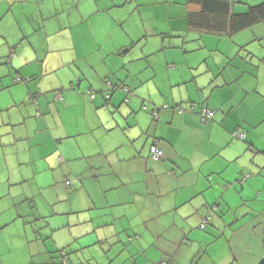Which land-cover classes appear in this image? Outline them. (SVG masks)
I'll return each instance as SVG.
<instances>
[{
	"label": "crops",
	"instance_id": "1",
	"mask_svg": "<svg viewBox=\"0 0 264 264\" xmlns=\"http://www.w3.org/2000/svg\"><path fill=\"white\" fill-rule=\"evenodd\" d=\"M224 1L227 14L201 11L199 0H0V167L10 171L0 175V215L12 186V208L34 207L39 173L60 169L50 177L59 204L48 230L68 228L67 239L53 243L38 235L34 249L7 264L264 258V24L240 27L236 17L264 0ZM30 2L41 18L43 4L74 11L50 29L30 27L14 8ZM39 32L55 36L45 47L57 52L52 68L75 66L65 80L38 79L46 55ZM45 88L52 132L41 118ZM30 97L26 126L24 115L5 113ZM202 107L214 111L204 122ZM45 132L52 146L42 152ZM153 142L163 151L158 161Z\"/></svg>",
	"mask_w": 264,
	"mask_h": 264
},
{
	"label": "rangeland",
	"instance_id": "2",
	"mask_svg": "<svg viewBox=\"0 0 264 264\" xmlns=\"http://www.w3.org/2000/svg\"><path fill=\"white\" fill-rule=\"evenodd\" d=\"M36 5L37 4L30 2L29 4H17L14 6V8H16V14L18 15V17L28 22L27 24L30 27H33L32 23L38 22L41 24L43 23L46 28L50 29L58 24V17L64 18L68 14V11H74V8L70 6V4H62V6H60V4H43L41 12L43 18H41L40 12L38 11ZM122 25H124V28H127L126 21H124ZM41 34L42 33L39 32L38 35H40L42 42L39 41L40 39L38 36V39L36 40V45L38 47L39 52L42 51L44 52V54H46L44 61L45 73L42 76L41 74L38 75V79L40 78V80H42V84H44L45 86L50 85L55 80V77L58 76H61L65 80V77L69 74V71L74 70L75 66L73 64H66L60 68H52L51 64L57 61V52L52 50L47 52V50H45V47L49 43L48 40L50 41V47H52L56 43V41L54 40L55 36L52 37L51 34L49 35V39L47 38L46 40ZM46 89L47 88L39 92H43L42 100L44 102V106L49 107L48 109L43 108V114L41 118L43 120V123L48 126L49 132H52V127L54 125L55 120V113L51 109V105H49V101L52 100V92ZM34 105V98L31 97L28 99L27 102H23L21 104L19 103V101H15L10 110L6 111L5 113L13 115L16 112V116L20 115L21 118L25 116L26 126L28 122H31V119L26 116L27 114L24 112V110L29 109V107H34ZM37 108H40V106L36 105L35 109ZM37 115L41 114L38 113ZM71 117L72 116L70 115V118ZM8 123H11L13 125V128L18 127V125H15L14 120H9ZM49 132L44 133V146H39L41 147L42 152L45 151L46 146H52ZM14 147L15 148H12L13 154L16 157H19L18 153L22 152L21 149L25 148V141H22L21 145H18L17 143ZM59 170L60 169H55L51 172L46 173L45 175L39 173L40 175L38 177V186L40 187V190L36 193L34 199L32 200L34 207H30V205L27 203H20V201L16 202V206H14L13 208L11 207V202L14 201L13 194L16 191L17 186H12L11 198L3 200L5 204V209H3L4 212L0 215V264H7L8 262L13 263L19 260L21 254L25 253V251H30V249H34L36 242L32 240L38 237V235L42 236L44 242L46 243H53L55 240L61 241L62 239L64 240V238L68 237V228L66 227V232L64 231L63 233L61 232L62 230H55L52 232L48 230V222L53 224V210L59 204L54 199V183L52 182L50 177H52V173L58 172ZM8 174H10L8 168L0 167V175H3V177H5ZM62 184L66 186V180H62ZM65 188L67 189V187ZM88 223L90 224V222ZM85 225H87V223H85L84 225L79 224L76 226V228L84 227Z\"/></svg>",
	"mask_w": 264,
	"mask_h": 264
},
{
	"label": "trees",
	"instance_id": "3",
	"mask_svg": "<svg viewBox=\"0 0 264 264\" xmlns=\"http://www.w3.org/2000/svg\"><path fill=\"white\" fill-rule=\"evenodd\" d=\"M199 1H200V5H201V11H209L212 13H225V14H227L230 11V4H228L224 0H199ZM236 17H237V19L238 18L240 19V21H239L240 27H249L255 23H263L264 24V2L255 4V5H250L245 13L236 14ZM125 91H128V90H125ZM86 94L90 99H93L95 97V92L93 90H90V89L86 90ZM91 94L93 95V97L90 96ZM203 108H208V107H202L199 110L200 118H201V111ZM154 112H156V111H154ZM237 132H235V133H237ZM246 175H247V177L249 176L248 173L242 174L241 175L242 179L246 178ZM60 256L63 257V261L66 262L64 251L60 252ZM59 264H61V263H59ZM159 264H165V262L162 261ZM257 264H264V258H262Z\"/></svg>",
	"mask_w": 264,
	"mask_h": 264
},
{
	"label": "built area",
	"instance_id": "4",
	"mask_svg": "<svg viewBox=\"0 0 264 264\" xmlns=\"http://www.w3.org/2000/svg\"><path fill=\"white\" fill-rule=\"evenodd\" d=\"M91 97H93V95H90ZM177 110L179 112H183V109L180 106H177ZM154 114L156 115V112H154ZM214 114V111L210 108H203L201 111V120L205 121L207 119L212 118ZM236 138L238 139H242L244 137V134L241 132H237L233 134ZM150 154H151V158L155 161H158L162 158L163 156V151L160 147H158L156 142H153L150 145ZM247 177V175H246ZM67 184H69V181L67 182ZM209 222V218L206 216L200 223V227L203 228L207 223Z\"/></svg>",
	"mask_w": 264,
	"mask_h": 264
}]
</instances>
